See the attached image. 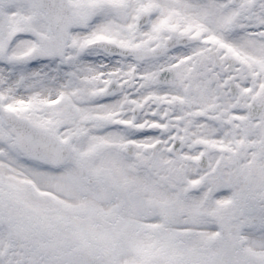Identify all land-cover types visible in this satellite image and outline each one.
Returning <instances> with one entry per match:
<instances>
[{"label": "snow or ice", "instance_id": "6c2138e0", "mask_svg": "<svg viewBox=\"0 0 264 264\" xmlns=\"http://www.w3.org/2000/svg\"><path fill=\"white\" fill-rule=\"evenodd\" d=\"M0 264H264V0H0Z\"/></svg>", "mask_w": 264, "mask_h": 264}]
</instances>
